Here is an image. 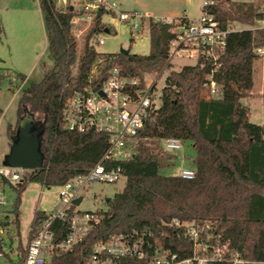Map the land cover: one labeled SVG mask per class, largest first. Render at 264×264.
Returning a JSON list of instances; mask_svg holds the SVG:
<instances>
[{
	"label": "trees",
	"instance_id": "16d2710c",
	"mask_svg": "<svg viewBox=\"0 0 264 264\" xmlns=\"http://www.w3.org/2000/svg\"><path fill=\"white\" fill-rule=\"evenodd\" d=\"M214 1L215 4L204 10L222 28L235 22L255 26L263 19L262 12L253 3ZM39 4L54 65L41 81H33L22 90L17 125L12 128L9 124L7 131L12 146L21 119L26 112L33 115L40 129V149L45 159L43 167L32 173L30 181L52 187L87 172L108 148L106 135L68 130L62 120L65 101L86 81L94 62L101 57L111 58L104 64L105 76L111 66L119 64L129 74L143 78V73L158 71L164 65L176 34L174 23L151 19L149 54L105 55L92 44L93 36L104 27L101 10L84 35L79 52V41L72 32L73 12L70 9L64 12L52 0H39ZM185 22L183 18L181 24ZM263 41L264 29L236 31L230 33L228 46L216 61L200 55L195 64L184 65L180 70L170 64L161 105L140 130L135 153L127 160L113 163L124 169L123 190L106 199L104 220L82 245L64 255L63 264L83 261L96 241L134 230L151 231L149 240L153 247L143 259H127L128 264H149L155 248L171 249L183 258L189 257L193 254L194 242L175 220L200 225L209 222L203 241L226 246L228 258L231 253H238L249 261L247 264H264V124L251 121L250 107L242 103L246 94L212 97L205 85L207 76L212 74L223 92L231 63L256 57L255 49ZM74 65L76 73L72 71ZM16 75L23 82L27 79L22 73ZM4 78L0 72V82ZM11 86H14L12 81ZM165 138L192 143L197 154L192 162L194 178L164 173L163 169L175 158L170 152H167L169 155L163 152L161 141ZM26 185L19 190H24ZM15 212L19 224L18 206ZM43 218L44 213L37 212L32 226L36 228ZM59 226L64 234L67 222H56L54 228Z\"/></svg>",
	"mask_w": 264,
	"mask_h": 264
},
{
	"label": "built area",
	"instance_id": "2783aa9c",
	"mask_svg": "<svg viewBox=\"0 0 264 264\" xmlns=\"http://www.w3.org/2000/svg\"><path fill=\"white\" fill-rule=\"evenodd\" d=\"M52 1L64 12L68 9L73 12L72 32L78 41L83 40L98 13L101 10L104 12L102 16L104 27L92 38V44L96 49L98 45L105 44V34L111 33V27L104 21L106 15H112L135 29H141L146 24L150 26L151 19L173 23L168 18L160 19L137 11H126L120 4L109 0ZM213 4H215L214 0H203L199 17L186 18L185 23L173 29L176 36L170 43L169 57L159 69L157 77L149 82L129 74L119 64L111 66L105 76L104 64L111 58L101 57L94 62L86 81L65 101L62 120L68 130L106 135L108 148L102 158L87 172L76 175L61 186H56L58 197L54 202L55 207L50 211L36 210L35 215L37 212H43L44 218L36 228L32 226L24 238L20 232V223L16 222V208L10 207L7 190L19 189L23 184H28L32 173L40 168L16 167L0 161V264L66 262L64 255L74 252L82 245L105 217L104 209H78L85 200L86 187L94 182L117 183L126 179L124 169L113 163L127 160L135 153L140 130L161 105L164 87H160V81L164 78L166 82L173 59L177 56L198 59L200 55H204L216 61L218 54L226 50L230 33L264 29L263 19L250 28L235 29L229 26L222 28L219 22L204 10V7ZM255 52L264 57V41L256 47ZM72 71L77 72L76 65L72 67ZM207 80L205 85L210 95L217 97L220 92L219 84L213 79L212 74L207 76ZM161 146L165 152H171L181 149L183 141L177 138H165L161 141ZM179 174L185 179H192L195 170L184 168ZM81 196H83L82 201L78 205L75 204L74 200ZM56 222H67L64 234L61 226L54 228ZM174 223L184 227L186 235L194 242L193 254L183 258L171 249L155 248L149 264H207L209 261L247 264L249 262L238 253H231L228 258L226 246L218 247L203 241L202 235L206 232L204 225L178 220ZM151 236L152 232L149 230L113 234L105 240L93 243L86 258L77 264H128L127 259H143L153 247L149 240Z\"/></svg>",
	"mask_w": 264,
	"mask_h": 264
},
{
	"label": "rangeland",
	"instance_id": "374dc122",
	"mask_svg": "<svg viewBox=\"0 0 264 264\" xmlns=\"http://www.w3.org/2000/svg\"><path fill=\"white\" fill-rule=\"evenodd\" d=\"M25 1L29 2L25 4ZM109 1L120 4L122 9L126 11H137L160 19L168 18L173 21L176 29L183 18L194 19L199 17L203 8V0ZM233 1L255 4L262 12L264 20V0ZM38 4V0H0V67H2L0 72L5 75L0 84V87L5 91L2 99H0V104L2 106L3 102L7 103L12 96L15 98L8 106L1 125L0 153L8 146L11 147L12 139L7 134L8 123L13 122L10 126L15 128L18 122V107L22 95V91L18 92V88L24 85L27 87L33 81H41L46 72L54 65L47 46L44 25L38 12ZM104 21L111 27V33L105 34V44L97 46L99 52L105 55L116 54L121 49H125L132 54H149L151 42L147 24L141 29H135L128 23L120 22L112 15L104 16ZM229 27L241 29L250 28L251 26L235 22L230 24ZM82 46L83 40H79V52ZM196 61V58L177 56L173 59L172 66L176 70H180L184 65H193ZM158 71H147L143 73V78L146 82H149L157 77ZM17 73H22L28 78L23 82L17 78ZM11 81L14 82L15 92L10 89ZM164 85L165 80L162 78L160 87L162 88ZM221 93L220 90L218 96H221ZM251 106V121L259 124L264 123V104L259 100H255ZM37 145L39 146V143ZM38 149L40 150L39 147ZM163 152L169 155L164 150ZM170 153L175 158L171 159L169 165H165L166 167L163 169L167 175L178 174L182 169L191 167L197 155L194 146L188 141L183 142L181 149L172 150ZM5 155L0 154V161H3ZM125 183L126 179H122L117 183L94 182L88 184L85 200L78 209L106 210V199L112 198L117 192L122 191ZM7 196L11 208L15 209L18 206L20 232L24 238L32 227L35 211H50L55 207L54 202L58 197V188L52 186L49 189L40 182L29 181L22 191L15 188L8 189ZM18 198L20 199L19 203ZM208 224L210 223L202 224L206 227V230ZM254 239H256V235Z\"/></svg>",
	"mask_w": 264,
	"mask_h": 264
},
{
	"label": "crops",
	"instance_id": "0c3cea01",
	"mask_svg": "<svg viewBox=\"0 0 264 264\" xmlns=\"http://www.w3.org/2000/svg\"><path fill=\"white\" fill-rule=\"evenodd\" d=\"M26 2L28 3L29 1H25L24 3L27 4ZM38 3H39V0H38ZM38 5H39L38 12L40 13V18L44 25L46 42L48 46V36H47V29L45 26L44 16L41 11L40 4ZM241 29H245V28H241ZM0 69H2V67H0ZM24 88H25V85L19 87L18 92L22 91ZM10 89L13 90V92H15L14 86L13 87L11 86ZM4 92H5L4 89L0 87V99H2V95L4 94ZM236 93L246 94V96L242 98V103L244 105L249 106L251 112H252L251 105H252V102H254L255 100H259L260 102L264 104V100H263V96H264V57L263 56H260L256 53V57L254 58L233 61L231 63V66H230V69L227 75L225 90L221 93L220 97L225 96V97L230 98ZM14 99L15 98L12 96V98L9 101H7V103L3 102L2 106L0 104V129H1L2 122L4 120L6 110ZM12 123H8V125ZM260 124H264V123H260ZM8 125H7V129H8ZM7 134H8V131H7ZM10 148L11 147L8 146L0 154H2V156H4L5 154H8L10 151ZM192 167L193 165L189 168H192Z\"/></svg>",
	"mask_w": 264,
	"mask_h": 264
},
{
	"label": "water",
	"instance_id": "95a60500",
	"mask_svg": "<svg viewBox=\"0 0 264 264\" xmlns=\"http://www.w3.org/2000/svg\"><path fill=\"white\" fill-rule=\"evenodd\" d=\"M120 52L124 54L130 53L129 50L125 49H121ZM37 143H39V146ZM37 146L41 147L40 129L33 115L26 112L20 121L17 139L13 142L9 153L5 155L3 163L16 167L42 168L45 157ZM82 199L83 196L75 199L74 203L78 205Z\"/></svg>",
	"mask_w": 264,
	"mask_h": 264
}]
</instances>
